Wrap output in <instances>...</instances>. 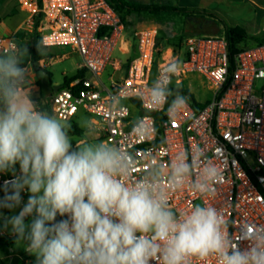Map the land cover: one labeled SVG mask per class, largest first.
I'll return each mask as SVG.
<instances>
[{"label":"clouds","instance_id":"clouds-1","mask_svg":"<svg viewBox=\"0 0 264 264\" xmlns=\"http://www.w3.org/2000/svg\"><path fill=\"white\" fill-rule=\"evenodd\" d=\"M35 48L43 54L42 41ZM30 56L23 45L0 49V174L10 176L0 185V233L22 242L34 264H264V227L249 226L234 243L216 207L193 203L179 214L170 207L174 191L210 195L222 175L215 163L203 153L189 161L186 149L167 168L148 160L134 179L137 157L119 142L74 146L72 124L24 90ZM180 67L172 60L158 74L149 110L167 105L170 119L181 114L188 97L170 87ZM79 125L95 136L88 120ZM155 131L142 118L132 128L143 141Z\"/></svg>","mask_w":264,"mask_h":264},{"label":"built area","instance_id":"built-area-1","mask_svg":"<svg viewBox=\"0 0 264 264\" xmlns=\"http://www.w3.org/2000/svg\"><path fill=\"white\" fill-rule=\"evenodd\" d=\"M18 1L28 12L27 23L35 27L39 20L42 45H70L82 56L79 68L86 69L44 101L51 114L68 121L75 119L79 108L99 115L101 120L92 118L91 122L103 140L119 142L137 157L134 179L148 160L167 168L178 151L189 150V161L203 153L220 168V181L210 195L190 189L172 192L170 207L178 214L193 203L216 207L229 220L234 243L242 241L241 233L249 226L264 227V42L231 52L225 35H189L182 53V48L159 47V28L148 25L132 33L137 52L125 59V73L106 81L102 74L109 64L114 69L121 67L120 60L113 59L115 48L126 52L131 41L124 20L108 0ZM17 45L13 36L0 35V49ZM172 60H178L181 67L170 87L188 101L181 114L170 119L167 105L159 111L149 110L146 97ZM195 75L207 80L211 98L199 101L182 85ZM38 107L43 109L41 104ZM141 118L156 129L147 141L132 132ZM8 179L9 175L0 174V185ZM34 261L24 258L25 264ZM205 264L215 261L209 259Z\"/></svg>","mask_w":264,"mask_h":264},{"label":"rangeland","instance_id":"rangeland-1","mask_svg":"<svg viewBox=\"0 0 264 264\" xmlns=\"http://www.w3.org/2000/svg\"><path fill=\"white\" fill-rule=\"evenodd\" d=\"M153 1L156 3L169 2L178 7H183L179 3L180 0ZM258 3L259 7H256L253 3L242 0H214L210 4L204 5L207 13L205 12L203 15L198 14L197 11H187L186 13L172 12L160 14L159 16L151 12L134 13L129 20V33L135 29H140L155 23L168 24V28L159 29L158 46L163 49L171 46L179 49L182 48V53L185 52L184 44L188 36L186 32L187 26L189 28L193 27L196 30L192 32V35H224L225 25L239 24L245 27L251 35L263 37L264 0H258ZM185 7L190 10L197 9L195 5ZM25 14V11L20 10L18 0H0V17L9 23L18 22L25 17ZM29 51L31 53L30 58H27L29 74L34 72L35 76L38 75L42 81H45L50 76L55 84H63L65 75L74 74L79 68V64L83 61L82 56L76 51H73L70 45L43 46V53H46V55H44V60L39 62L43 67L36 70L33 64L28 63V60L32 58L33 48H29ZM126 56L116 47L113 52V59H119L121 67L114 69L109 66L102 74V78L107 81L109 74L114 75L115 78H119L121 71H123V59ZM182 85L188 86L193 97L199 101H205L211 98L212 91L208 87L207 80L203 77H198L197 75L191 78L188 77ZM92 118L101 120L99 115L88 113L84 109L79 108L75 116V121L79 125L81 120L86 119L92 124ZM69 135L73 140L74 146L82 142H97L103 140V136L98 130L93 137L85 135L84 130L82 133L69 132ZM2 234L12 236L8 232H2ZM26 257L35 259L33 255L25 250L22 242L16 241L12 247L7 245L0 247V264H25L24 258Z\"/></svg>","mask_w":264,"mask_h":264},{"label":"trees","instance_id":"trees-1","mask_svg":"<svg viewBox=\"0 0 264 264\" xmlns=\"http://www.w3.org/2000/svg\"><path fill=\"white\" fill-rule=\"evenodd\" d=\"M110 4L120 13L122 19L124 20L126 24V30H129V20L131 16L134 13H140V12H151L156 16H159L160 14H168L172 12H192L197 11L198 14H205L207 13L205 8H197L196 10L188 9L187 7H178L172 3H156L153 0H108ZM194 15V14H193ZM191 15V16H193ZM222 21V20H221ZM39 20L36 22L35 27L32 31L21 29L19 31V35L26 36V35H34V41L35 45L37 42H40L39 40ZM160 34V33H159ZM224 35L228 40L229 49L231 52H237L242 47L256 44V43H262L264 42V36H256L251 35L243 26L241 25H225L224 26ZM159 39V36H158ZM43 46V45H42ZM45 47V46H44ZM137 49V43L134 39L133 41V50L136 51ZM46 53H43L42 55H39L36 51V48H33L32 53V64L34 69L37 70V62L40 58L44 57ZM51 56V55H50ZM86 72L85 68H78L77 71L74 74L71 75H65L63 84L67 83L71 79L84 75ZM38 82H40V78L38 75H36ZM49 84H51L52 89L53 87V81L51 77L49 76ZM174 89L173 87H171ZM37 105L41 104L42 108L45 110L47 109L49 113L50 112V106L48 102H43L41 99L36 100ZM69 122L72 124V129L70 132L72 133H82L83 129L78 125V123L75 121V119L69 120ZM16 243V239L14 236H8L6 234L0 233V247L2 246H10L12 247Z\"/></svg>","mask_w":264,"mask_h":264},{"label":"crops","instance_id":"crops-1","mask_svg":"<svg viewBox=\"0 0 264 264\" xmlns=\"http://www.w3.org/2000/svg\"><path fill=\"white\" fill-rule=\"evenodd\" d=\"M213 1L214 0H180L179 3L182 4V6H184V7L188 6V5H195L197 8H199V7L200 8H205L204 5L210 4ZM242 1L251 2L256 7H259L258 0H242ZM262 9H263V6H262ZM20 10L25 11L26 14H25L24 18L20 19L16 23H9L4 18L0 17V35L13 36L17 40L19 45H23V46L28 47V48H34L35 47V41L33 39L34 35H26V36L19 35V31L25 25L28 26V28L26 30L32 31L34 29V26L32 24L27 23L28 12L26 10L22 9L21 7H20ZM153 25L157 26L159 29L168 28L169 27L168 24L155 23ZM233 25H239V24H233ZM40 26L44 27L45 26V22L43 21L40 24ZM129 30H127V37L130 38L131 41H130V44L128 45V51L123 52V51L119 50L122 54L127 55L126 58L133 56L137 52V49H135L136 51L133 50V41H134V39L132 38V33H133L134 30L131 33H129ZM195 31L196 30L193 27L192 28H189L188 26L186 27V32L188 33V36L192 35V32H195ZM159 33H160V31H159ZM126 49H127V47H126ZM125 59H123L124 60L123 71H121V75L119 77H121L125 73V69H126ZM43 60H44V57L40 58L39 61L36 63L37 64V69L43 67V65H40V63H39L40 61H43ZM29 62L32 64V58L28 60V63ZM109 66L113 67L112 64H109L108 67ZM27 67H28V64H27ZM110 76H114V75L109 74L108 78ZM48 80H49V77L45 81H42L40 79L39 80L40 82H38L37 77L35 76L34 72H32V73L29 74V83H28L27 87L24 90H25L26 93L31 94L33 96V99H36V100L37 99H41L44 102L55 91V86L57 85V84H55L53 82V87L54 88L52 89L51 84H49Z\"/></svg>","mask_w":264,"mask_h":264},{"label":"water","instance_id":"water-1","mask_svg":"<svg viewBox=\"0 0 264 264\" xmlns=\"http://www.w3.org/2000/svg\"><path fill=\"white\" fill-rule=\"evenodd\" d=\"M61 85H62V84H57V85L55 86V90H58V89L61 87Z\"/></svg>","mask_w":264,"mask_h":264}]
</instances>
